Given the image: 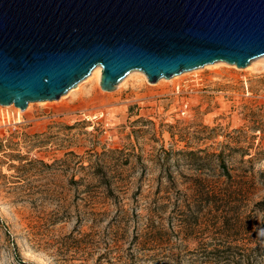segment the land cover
I'll return each instance as SVG.
<instances>
[{"label":"rangeland","instance_id":"rangeland-1","mask_svg":"<svg viewBox=\"0 0 264 264\" xmlns=\"http://www.w3.org/2000/svg\"><path fill=\"white\" fill-rule=\"evenodd\" d=\"M194 69L0 103V264H264V54Z\"/></svg>","mask_w":264,"mask_h":264},{"label":"water","instance_id":"water-1","mask_svg":"<svg viewBox=\"0 0 264 264\" xmlns=\"http://www.w3.org/2000/svg\"><path fill=\"white\" fill-rule=\"evenodd\" d=\"M264 54V0H0V103L58 99L101 65L113 90Z\"/></svg>","mask_w":264,"mask_h":264},{"label":"bare ground","instance_id":"bare-ground-1","mask_svg":"<svg viewBox=\"0 0 264 264\" xmlns=\"http://www.w3.org/2000/svg\"><path fill=\"white\" fill-rule=\"evenodd\" d=\"M195 70H197V69H193V70H191V71H195ZM187 72H190V71H188V70H186ZM184 72L185 71H183V72H181V74H184ZM91 74L90 75H95V78L99 81L100 79H101V74H102V67H101V65H97V66H95L93 69H92V71L90 72ZM180 73H179V76L181 75ZM178 75V74H177ZM177 75H174L175 77L177 76ZM173 77V76H172ZM175 77H173V78H175ZM161 78H165V77H161ZM171 78V77H170ZM173 78H172V80H173ZM159 80V79H158ZM161 80V79H160ZM163 80V79H162Z\"/></svg>","mask_w":264,"mask_h":264},{"label":"built area","instance_id":"built-area-1","mask_svg":"<svg viewBox=\"0 0 264 264\" xmlns=\"http://www.w3.org/2000/svg\"><path fill=\"white\" fill-rule=\"evenodd\" d=\"M187 107H188V104L187 103H185L184 105H183V107H182V113H186V111H187Z\"/></svg>","mask_w":264,"mask_h":264},{"label":"trees","instance_id":"trees-1","mask_svg":"<svg viewBox=\"0 0 264 264\" xmlns=\"http://www.w3.org/2000/svg\"><path fill=\"white\" fill-rule=\"evenodd\" d=\"M258 204H260V205H262V207H264V200L259 201ZM263 228H264V222H263Z\"/></svg>","mask_w":264,"mask_h":264}]
</instances>
